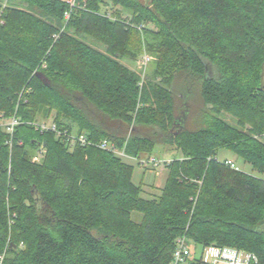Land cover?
Segmentation results:
<instances>
[{"label":"trees","instance_id":"16d2710c","mask_svg":"<svg viewBox=\"0 0 264 264\" xmlns=\"http://www.w3.org/2000/svg\"><path fill=\"white\" fill-rule=\"evenodd\" d=\"M0 11L4 264H170L184 237L195 254L231 247L264 264V180L218 159L225 149L264 174V141L255 137L264 133V0H76L74 8L0 0ZM139 26L156 59L142 90L140 75L123 64L142 52ZM174 85L187 95L198 85L214 112L252 131L213 117L206 128L188 130ZM52 113L59 129L109 140L134 159L152 157L160 143L183 157L166 166L162 195L147 200L133 168L113 153L71 150L28 125L11 139L1 126L14 115L35 122ZM195 254L187 264H203Z\"/></svg>","mask_w":264,"mask_h":264},{"label":"rangeland","instance_id":"374dc122","mask_svg":"<svg viewBox=\"0 0 264 264\" xmlns=\"http://www.w3.org/2000/svg\"><path fill=\"white\" fill-rule=\"evenodd\" d=\"M139 4L145 5V6H150L152 0H136ZM21 8H24V6L22 5ZM109 13L112 11H108ZM107 12H102L101 14L103 15H107L105 14ZM100 14V15H101ZM122 21L125 23H131L130 19L125 15L122 18ZM145 26V28H151V29H156L154 25L150 24V23H144L143 24ZM137 32L140 34V37H142V42H143V46H142V52L139 55V57L136 59V61H131L129 59H125L123 61V64L128 67L130 69V71L132 72H137L140 77V88L142 90L143 88V84L145 83V81L148 79V76L155 70V61L156 59L154 58L153 55H151L148 51V48L146 47L145 43H144V32L145 30H138L136 28ZM57 39V37H56ZM86 43L92 45L93 47L99 49L100 52H105V46L98 44L94 41H92L89 38H82ZM148 55L151 59L152 62L150 61L148 67L146 69H141L139 66V62L142 58L143 55ZM211 74V71H210ZM158 81L161 82V79L158 78ZM172 90H174L175 95L178 97L177 99V104L178 107H180V109H178L177 111V116L185 109L187 111L186 118H183V123H186V127L188 130L190 131H198L201 129L206 128V120L208 117H213V118H220L222 120H224L226 123L243 129V130H247V131H252V127L248 124L246 125H238V121L236 118H234L233 116H231L228 113L225 112H214L211 108L212 106L206 104L204 102V100L201 97L200 94V89L198 85H195V89L194 92L190 93L187 95V93H185L186 90H182L179 89L178 85H174V87H172ZM181 111V112H180ZM55 117V114L52 113L48 119L45 120H40V121H48V122H52L53 119ZM114 131V130H113ZM152 132H156V130H152ZM256 134V133H255ZM133 134L130 132L127 136V142L129 141L130 137ZM256 138L264 141V133L262 134H256L255 135ZM113 144H116L114 142H112ZM154 157L160 158V159H174V157L177 158H182L183 155L180 154L174 146H171L167 143H160V144H156L155 147V152L153 153ZM126 164L130 165L133 168V174H132V181L135 185L142 187L143 193H142V197L144 199L147 200H153V199H158L163 192L164 187L167 184V179H168V175H169V171L168 168L165 165H161L158 168H153L152 166H143L141 164H139L138 161H136V159H125V158H121ZM218 159L221 162H224L226 160H231L233 161L236 166L240 169L241 172L257 177V178H261L264 180V174L259 173L257 170H255L250 164L246 163L242 158L238 157L236 154H234L233 152H228L225 149L220 151V154L218 156ZM196 183L199 184V187H202V180L197 181ZM200 190L197 194V196H199ZM141 216L137 215V218L135 219L136 222H140L141 220ZM191 249H193L194 254L195 251L193 246H191ZM201 250L199 251L200 254ZM199 254H195L194 257L195 259L198 258L199 259ZM199 264V262H198Z\"/></svg>","mask_w":264,"mask_h":264},{"label":"built area","instance_id":"2783aa9c","mask_svg":"<svg viewBox=\"0 0 264 264\" xmlns=\"http://www.w3.org/2000/svg\"><path fill=\"white\" fill-rule=\"evenodd\" d=\"M68 5H70L71 8L75 7L76 0H60ZM1 11H0V23L3 24L1 20ZM108 18H110V14H107ZM70 13L68 12L66 14V18L69 19ZM144 29V26H139L138 30L142 31ZM151 61V58L148 55H143L139 66L141 69H146ZM3 118V116L1 115ZM20 125H28L33 127L36 131L40 133H53L56 135L58 139L63 140L65 143L68 144L69 148L73 150L76 146L81 147H96L100 150L111 152L114 155H116L119 158H125V159H134L132 157H129L125 149H120L115 144L110 142L109 140H103L101 142H94L90 140L88 133L83 134H75L71 133L67 129H59L57 124H55L53 121H35V122H22L19 118L16 117V115L12 116L9 119H2L1 126L3 128V131L12 139L15 133V130ZM8 141V144L11 145L12 140ZM42 154H44V151H42ZM34 162L40 161V156H36L33 159ZM136 161L139 162V164L143 166H152L153 168H158L162 164L165 166H169L173 159H160L157 157H148V158H139L136 159ZM225 166L230 167L231 169L235 171H240V169L236 166V164L231 160H226L224 162ZM193 251L190 248L188 244L187 238H180L177 240L176 248L173 253V259L170 264H187L188 261L192 258ZM6 258V253L0 254V264H4ZM200 260L203 264H261L257 258V256L253 253L231 248V247H220L216 245H209L206 247H203L200 252Z\"/></svg>","mask_w":264,"mask_h":264}]
</instances>
